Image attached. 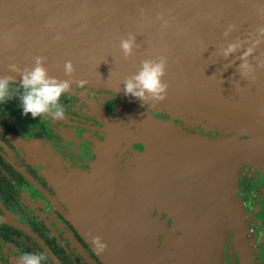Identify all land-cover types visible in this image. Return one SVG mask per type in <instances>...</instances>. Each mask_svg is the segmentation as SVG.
<instances>
[{
    "label": "water",
    "instance_id": "water-1",
    "mask_svg": "<svg viewBox=\"0 0 264 264\" xmlns=\"http://www.w3.org/2000/svg\"><path fill=\"white\" fill-rule=\"evenodd\" d=\"M261 28L264 0H0V75L14 82L21 76L10 64L24 69L43 56L50 75L69 79L64 63L70 60L72 88L86 80L87 86L140 101L125 95L124 80L143 60L166 58L165 99L140 101L162 113L131 106L129 118L108 126L94 174L118 178L101 179L103 186L85 190L76 184L79 221L91 228L92 245L105 264H166L170 254L180 253L183 224L187 247L195 250L200 237L212 239L203 230H219L225 208L239 219L240 168L264 169ZM130 33L136 42L125 58L119 43ZM237 41L241 47L225 58L222 48ZM249 47L252 70L243 78L239 57ZM167 111L224 135L191 132ZM116 148L126 153L118 157V170ZM165 212L176 232L158 247ZM95 237L106 245L103 252L94 246Z\"/></svg>",
    "mask_w": 264,
    "mask_h": 264
},
{
    "label": "flooded vegetation",
    "instance_id": "flooded-vegetation-1",
    "mask_svg": "<svg viewBox=\"0 0 264 264\" xmlns=\"http://www.w3.org/2000/svg\"><path fill=\"white\" fill-rule=\"evenodd\" d=\"M13 84L19 89L20 83ZM20 92L0 104V264H17L25 253L43 254L42 264H105L77 216L72 188L80 175L73 172L93 176L92 185L99 187L101 179L118 178L94 174L108 126L129 118L128 107L152 110V106L85 85L61 98L65 118L34 119L31 113L23 114ZM180 125L211 138L224 135L196 123ZM122 156L126 153L114 149L117 170ZM238 186L241 214L233 227H226L228 245L223 246L219 235L200 237L194 250L183 237L188 253L170 254L166 264H264V169L242 166ZM170 227L171 223L166 235L159 233L160 246L169 239Z\"/></svg>",
    "mask_w": 264,
    "mask_h": 264
},
{
    "label": "clouds",
    "instance_id": "clouds-1",
    "mask_svg": "<svg viewBox=\"0 0 264 264\" xmlns=\"http://www.w3.org/2000/svg\"><path fill=\"white\" fill-rule=\"evenodd\" d=\"M232 26H229L231 31ZM229 31L224 33L225 37L229 35ZM264 33V28L260 29ZM59 39V37H57ZM136 37L129 34L119 43V48L125 58L133 54L135 47ZM241 45L237 41L235 43H228L227 47L222 48V54L225 58L231 56L240 48ZM254 49L249 47L246 51L242 52L239 59V74L243 78H247L249 72L252 70V65L248 61V57L252 55ZM46 57H35L34 65L20 69L15 64H10L9 70L17 72L21 76L19 89L14 87V77L10 75H0V104H6L14 96L15 93L22 92L18 95L23 114L31 116L36 119L40 116H51L52 119L65 118V108L61 103V98L69 93L73 86V73L75 68L70 60L64 63V73L69 79H59L49 74L46 67ZM166 58L161 57L158 60L146 59L141 62L140 69L127 77L123 84V91L125 95L145 102L149 99L153 101H162L166 97L168 85L164 82L163 77L166 73ZM264 67V62L260 64ZM79 87L83 88L86 80L75 81ZM93 244L99 252H103L106 245L100 242L99 237L93 239ZM46 257L38 253H25L18 260L17 264H42Z\"/></svg>",
    "mask_w": 264,
    "mask_h": 264
},
{
    "label": "rangeland",
    "instance_id": "rangeland-1",
    "mask_svg": "<svg viewBox=\"0 0 264 264\" xmlns=\"http://www.w3.org/2000/svg\"><path fill=\"white\" fill-rule=\"evenodd\" d=\"M129 109L130 108L128 107V111H129ZM149 111L152 112V113H154V114H157V115H160L162 113L159 110L154 109L153 107H152V110H149ZM166 114H168L169 116H171L173 118L174 117H177V119H175V118L174 119L176 120V122L178 124H180L182 121H185V122H190V123H196L197 126H200V127L204 128V129H219V128L213 127V126L206 127V126L202 125V123L198 119L193 118V117H183L182 118V117H179V116H175L173 113H170L168 111L166 112ZM246 165H249V164H246ZM246 165H243V166H246ZM241 168H240L239 174H241ZM257 168L259 169V167H257ZM73 173L74 174H79L80 172L79 171H74ZM68 174L73 175L72 173H68ZM83 175H85V173H83ZM87 175L88 174L86 173V176ZM83 178L86 179V180H88V182H86V181L83 182L81 180L82 178H80V180H78V179H76V180L78 181V185H81L82 184V187L84 188V190L86 188L90 187V186H94V185H92L93 184L92 183L93 182V179H92L93 176H89L88 175V177H83ZM237 188H238V191H239V186ZM64 189H66L65 186H64ZM94 190H96V192L98 194V189H94ZM72 191H74V199H75L76 204H77V206H76V213H77V216H78V211L80 209V208H78V206H80V205L82 206V200L80 198H78L79 187L75 184L74 189L72 188ZM87 192H88V190H87ZM98 198L101 201V204H103V200H102L103 198L100 196V194H98ZM237 202H238V205H237L238 206V210H239V213H240V209H241V198H238L237 199ZM152 212H153L152 215L156 217V214H157L156 210L154 209V210H152ZM226 217H229V219H227ZM159 220H160V224H158L159 229H157V231L159 233H162V234H165V235L167 233L166 231L168 230V225H169V223H171V227L169 229V233L167 234V237L170 239L173 235H175V232H176L174 230V219H173V217L170 215V213L165 212V213H163L160 216V219ZM236 222H237L236 216L231 211H229L228 208H225L224 211H223V217H222V220L220 222L219 230L217 232L214 231V230L212 231V230H207V229H205L203 231L205 233H209L211 235L210 236L211 238H214L215 235H217V236L219 235L220 236V239H221V243L223 244V246H227L228 245V243H227L228 242V236H227V233H226V227H227V225H229L230 227L231 226L233 227ZM247 224H248V222H247ZM184 226L185 225L183 224L182 225V228H181V230L179 232V234H180V237H179V252L180 253H182V252L188 253L187 251L184 250V247H183L184 241H183L182 238L183 237H187ZM81 227H82V230L84 231L85 235L87 236V238L91 242V228L89 226H82V225H81ZM159 233H158V235H159ZM187 240H188V237H187ZM164 243L165 242H163V245H164ZM162 246H160L158 244V247H162Z\"/></svg>",
    "mask_w": 264,
    "mask_h": 264
}]
</instances>
